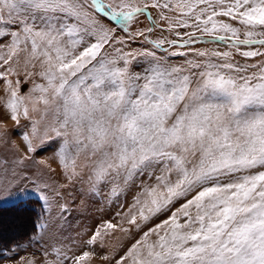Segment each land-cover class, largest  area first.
I'll list each match as a JSON object with an SVG mask.
<instances>
[{
	"label": "snow or ice",
	"instance_id": "1",
	"mask_svg": "<svg viewBox=\"0 0 264 264\" xmlns=\"http://www.w3.org/2000/svg\"><path fill=\"white\" fill-rule=\"evenodd\" d=\"M0 69L19 165L51 147L95 196H131L45 264H91L116 231L134 242L114 264H264V0H0Z\"/></svg>",
	"mask_w": 264,
	"mask_h": 264
},
{
	"label": "rangeland",
	"instance_id": "2",
	"mask_svg": "<svg viewBox=\"0 0 264 264\" xmlns=\"http://www.w3.org/2000/svg\"><path fill=\"white\" fill-rule=\"evenodd\" d=\"M140 19L144 21V24L147 23L145 17ZM144 24H141L140 27H143ZM179 31L183 33L188 30L180 29ZM160 35V30H157L152 38L156 39ZM163 36H167L168 39H176L174 34L167 32H164ZM193 47L227 50L222 44L219 46L217 44H196ZM158 55L166 56V53L158 52ZM169 59L174 62L184 60L183 57ZM236 59L241 58L237 56ZM18 78L21 81L20 95H25L32 87V83L31 81L24 83L25 75L22 70ZM10 79L15 84L17 77L12 76ZM35 80L38 83L42 82L39 77H35ZM6 99L5 82L0 80V133H3L0 135V207L27 205L29 202L40 204L39 212L42 218L38 225V231L29 240L9 249L0 250V264H29L30 260L34 261V264H45L46 260L53 258L45 253L46 250L51 252V245L55 243L56 239L71 237L77 241L85 242L102 225L108 222L119 223L121 216L117 215V211L121 214L128 211L131 196H128L121 206L95 196L88 191V185L81 182L80 178L69 179L51 147L44 150L37 147L35 153L28 154L29 158L25 160L24 165H19L17 161L24 155L19 129L27 122L22 119L21 125L17 126L15 121L11 120L10 112L5 106ZM21 186L27 190L26 197L3 193L5 188L11 193ZM176 207H179V203L174 205L172 210L174 211ZM168 215L170 213L153 218L143 230L160 223ZM42 224L47 225V228H41ZM17 226L20 231L23 230L18 218L10 215L0 217V238L15 237L19 231ZM15 227L17 229H14ZM133 234L138 239L142 232L136 234L133 230ZM103 242L104 247H101L98 240L91 264H114V261L103 260L102 256L115 253L118 259L134 240L126 239L123 233L116 231L104 236Z\"/></svg>",
	"mask_w": 264,
	"mask_h": 264
},
{
	"label": "trees",
	"instance_id": "3",
	"mask_svg": "<svg viewBox=\"0 0 264 264\" xmlns=\"http://www.w3.org/2000/svg\"><path fill=\"white\" fill-rule=\"evenodd\" d=\"M29 203L27 205L20 204L0 207V217H3L4 215L16 217L21 222V226L23 227V230L20 231L19 227L17 226L19 231L18 234L13 238H0V250H6L15 245L21 244L22 242L29 240L38 231V225L42 218L40 217L39 212V210H41V206L40 204ZM17 227H15L14 229H17Z\"/></svg>",
	"mask_w": 264,
	"mask_h": 264
},
{
	"label": "bare ground",
	"instance_id": "4",
	"mask_svg": "<svg viewBox=\"0 0 264 264\" xmlns=\"http://www.w3.org/2000/svg\"><path fill=\"white\" fill-rule=\"evenodd\" d=\"M26 219V218H25ZM30 221V220H29ZM23 222V221H22Z\"/></svg>",
	"mask_w": 264,
	"mask_h": 264
}]
</instances>
